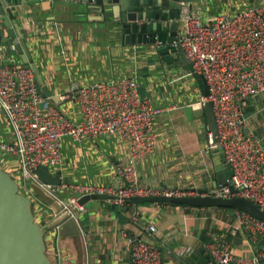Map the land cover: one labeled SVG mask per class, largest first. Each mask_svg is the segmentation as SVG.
I'll use <instances>...</instances> for the list:
<instances>
[{"label":"crops","instance_id":"crops-1","mask_svg":"<svg viewBox=\"0 0 264 264\" xmlns=\"http://www.w3.org/2000/svg\"><path fill=\"white\" fill-rule=\"evenodd\" d=\"M7 1L13 12L12 27L15 22L20 25L32 58L30 64L42 66L41 75L53 97L69 92L76 84L90 85L133 77L144 98L155 107L167 108L156 121L158 145L155 152L136 164L142 187L159 191L191 190L196 195L198 192L206 195L220 187L216 168L222 166L226 172L227 163L222 161L223 154L219 150L202 155L210 134L205 106L193 108L191 104L199 101L203 94L179 58H173L172 66H169L153 46L126 45L124 37L106 23L100 10H89L82 0L54 4L49 0ZM190 1L205 20L216 15L217 10L211 8L210 0ZM258 1L264 3V0ZM153 11L169 17V1L163 0L162 6L157 4ZM170 23L168 20L165 30L169 38L172 34ZM6 48L0 55L3 63L24 64L15 45L10 43ZM172 51L171 48L170 54ZM55 104L73 122L81 121L76 100ZM245 109L249 129L264 142V96L249 99ZM195 110H200L203 116L197 117ZM13 134L8 122L0 117V142H8ZM62 143L63 162L51 170L60 173L67 183L114 189L124 184L119 169L128 165L129 154L118 137L85 139L79 143L65 137ZM31 195L33 203L53 214L50 221L42 218L46 236L55 235V247L49 250L53 264H74L77 259L74 239L62 235L58 238L53 227L58 210L42 203L34 193ZM68 195L66 192L60 194L62 198ZM126 204L125 208L118 206L116 211L112 207L117 205H111L108 200L90 201L84 205L80 220L85 264H129L130 253L122 233L139 234L142 228L151 224L158 230L155 239L164 251V264H213L205 245L214 235L221 234L227 236L237 257L254 256L259 250L264 251V244H253L243 231L230 234L234 219L221 209L213 213L211 209L168 204ZM122 210H126L129 223H121ZM136 213L139 225L133 224ZM180 250H184L181 256Z\"/></svg>","mask_w":264,"mask_h":264},{"label":"built area","instance_id":"built-area-1","mask_svg":"<svg viewBox=\"0 0 264 264\" xmlns=\"http://www.w3.org/2000/svg\"><path fill=\"white\" fill-rule=\"evenodd\" d=\"M58 3L66 0H49ZM10 8V6H9ZM178 22L179 41L193 71L206 81L208 96L192 103L193 108L211 102L218 128L219 142L210 133L202 155L222 151L231 166L230 185H220L219 197L247 199L264 210V142L248 127L245 103L264 96V3L231 12L219 13L205 20L189 0L183 2ZM163 46L158 42L156 47ZM0 50L3 48L0 46ZM1 61V60H0ZM189 76L192 74L189 72ZM59 102L74 99L80 108L81 121L73 122L53 101L52 96L38 92L36 74L31 66L0 62V109L13 131L12 142H0V150L19 162L24 191L33 193L36 184L60 205L53 227L61 236L65 225L74 222L82 236L80 203L83 196L107 194L108 200L124 207L136 196H198L191 190H152L142 187L136 170L139 160L152 155L158 145L155 131L157 118L167 108L152 105L144 98L137 81L126 77L90 85H74L57 96ZM116 136L127 147L129 161L119 169L124 184L116 189L62 182L45 184L35 174L41 167H56L63 162L62 139L74 142ZM62 192L68 193L62 198ZM230 234L243 231L255 245L264 244V221L241 211H233ZM133 224L139 225L137 213ZM144 233L147 236H143ZM158 230L151 224L141 233H122L130 253L129 264H164V251L155 242ZM150 237V239H147ZM213 264H264V251L254 256L237 257L226 235H214L205 245ZM184 250L179 251V256Z\"/></svg>","mask_w":264,"mask_h":264},{"label":"water","instance_id":"water-1","mask_svg":"<svg viewBox=\"0 0 264 264\" xmlns=\"http://www.w3.org/2000/svg\"><path fill=\"white\" fill-rule=\"evenodd\" d=\"M88 5L89 10L99 9L106 23L113 26L116 32L124 37L126 45L146 44L153 46L159 52L162 60L166 64L172 66V59L179 58L182 66L192 74V78L198 83L203 96H208V87L203 77L194 72L191 63L188 61L182 47L178 44V30L180 24V10L183 2L189 0H168L170 4L169 17L161 16L155 13V6H162L163 0H82ZM259 4L257 0L256 6ZM0 15L3 17L2 24L0 23V46L6 48V45L12 43L16 46L17 51L22 56L25 65L31 66L36 74L38 82V92L45 96H52L49 91L43 76L36 64L31 62V56L28 47L23 38L20 25L15 22L12 27L11 18L13 12L9 8L7 0H0ZM171 21L170 29L172 30L171 37L166 33L167 21ZM4 25L6 28H3ZM158 42H162L163 46L156 47ZM171 48L173 54H170ZM3 50H0V55ZM55 103L59 102L58 97H53ZM195 115H202L200 110H195ZM205 115L208 122L209 133L212 134L215 143L219 142L218 128L215 115L213 113V105L211 102L205 104ZM0 117L6 121L1 109ZM9 140L8 142H12ZM222 152V151H220ZM223 154V152H222ZM11 157H14L8 154ZM222 161H225V156H222ZM217 184L228 186L232 194L236 190L230 185V177L232 176L231 166L227 164L226 172L222 166L217 167ZM35 174L41 182L53 186L60 185L62 182L67 183V180L62 179L60 173H53L50 167H41L35 171ZM31 190L34 195L42 203L56 210L60 209L59 203L48 195L43 189L36 184H31ZM194 197H174V196H136L129 198V201L138 205L144 204H168L178 205L186 208L211 209L215 213L216 209L241 211L250 216L264 221V210L257 204L243 198L233 197L229 199L219 197V190L216 189L209 194ZM205 194V191L203 192ZM117 197L112 195H87L80 199L82 205H86L90 201L97 200H114ZM33 200L21 192L20 184L11 174L3 170L0 165V264H53V261L48 255L46 245V229L40 224L33 212ZM121 223H129L130 221L125 216L126 210H122ZM63 237H72L77 250L76 264H85V247L81 233L74 222H70L61 230Z\"/></svg>","mask_w":264,"mask_h":264},{"label":"trees","instance_id":"trees-1","mask_svg":"<svg viewBox=\"0 0 264 264\" xmlns=\"http://www.w3.org/2000/svg\"><path fill=\"white\" fill-rule=\"evenodd\" d=\"M253 1H255V0H210V6L213 10H217V12H216V15H217L219 13H231V12H236V11H241V10L247 9V8L251 7V5L253 4L252 3ZM37 66H38L40 72L42 73V66H40V65H37ZM146 72H143V74H146ZM141 95H142V93H141ZM63 139H62V141H63ZM62 149H63V143H62ZM1 154H2V156H0V165L3 168V170H5L9 174H11L13 177H15L16 180L20 184L21 192L33 200L32 195L30 193H28L27 191H24L21 187V185L23 184V181H22V177L18 173V171L20 169L18 160L15 157H11V156L6 155L2 151H1ZM127 203L130 204L131 202L127 201ZM38 206L39 205H37L36 203L33 204V212H34V215H35L37 221L41 224H42V218L43 219L46 218L47 220L49 219V221H50L53 217L52 212H48L47 210L43 209L42 206L41 207L40 206L38 207ZM172 206L183 207V206H178V205H172ZM112 208L114 211L119 209L118 206H113ZM221 210L225 211L226 214H228L230 212V210H224V209H221ZM141 231H142V229H141ZM143 236H147V234L144 233V231H143ZM51 237H52V235L50 237H49V235L45 236V240H46L48 255L52 259L49 250H51L52 247L53 248L55 247V243H54L55 235L52 237V241H51ZM155 242H157L156 239H155ZM156 244H158V243H156ZM52 261H53V259H52Z\"/></svg>","mask_w":264,"mask_h":264},{"label":"rangeland","instance_id":"rangeland-1","mask_svg":"<svg viewBox=\"0 0 264 264\" xmlns=\"http://www.w3.org/2000/svg\"><path fill=\"white\" fill-rule=\"evenodd\" d=\"M197 1H199V0H197ZM177 71V70H176ZM57 254H59V253H57ZM74 264H76V261L74 262Z\"/></svg>","mask_w":264,"mask_h":264}]
</instances>
